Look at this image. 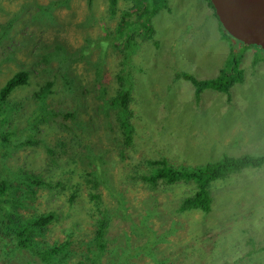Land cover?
<instances>
[{
    "label": "rangeland",
    "instance_id": "obj_1",
    "mask_svg": "<svg viewBox=\"0 0 264 264\" xmlns=\"http://www.w3.org/2000/svg\"><path fill=\"white\" fill-rule=\"evenodd\" d=\"M51 1L0 0V31L1 24L11 20L8 36L0 39V96L16 72L31 71L29 85L16 84L0 101L1 134L14 129L4 142L19 138L20 129L47 116L36 97L47 81L53 83L47 107L59 113L51 123L45 120L32 130L30 143H12L9 153H0V163L12 169L25 165L45 183L64 182L53 188L25 177L7 185L8 198L0 200V264H47L36 262L40 257L32 248L20 245L17 227L21 216L49 209H55L58 218L35 241H42L43 249L55 240L74 241L76 251L64 264H74L80 250L89 255L99 247L96 237L90 242L96 221L119 214L116 227L122 215L133 210L138 219L156 210L149 218L165 236L158 250L140 251L132 264H264V164L212 180L209 211L178 208L183 197L195 193L194 180L164 182L158 177L153 185L143 178L151 172L152 157L165 156L178 166L215 161L224 154L264 153V51L224 34L207 0H55L61 2L51 12L55 20L24 26L23 16L44 18L42 5ZM145 2L157 8L151 23L154 38L140 35L141 23L136 21ZM123 19L128 22L121 24ZM132 32L137 44L129 55ZM53 38L68 48L86 45V56H75L55 80L49 66L58 65V59L50 63L42 55L54 46ZM232 49L238 60L243 57L242 75L230 89L231 96L208 88L194 100L184 89L193 92L194 85L177 80V73L214 77ZM256 52L262 59H255ZM74 73L80 81L71 92L60 81L75 80ZM131 80L127 108L134 111L135 129L128 142L114 97ZM15 109L16 121L8 116ZM86 144L102 153L87 152ZM48 146L55 151H47ZM90 171L109 178L110 189L105 180L94 187ZM18 184L27 191V207L17 205L23 193ZM91 191L101 195L95 207ZM143 239L140 236L139 242Z\"/></svg>",
    "mask_w": 264,
    "mask_h": 264
},
{
    "label": "trees",
    "instance_id": "obj_2",
    "mask_svg": "<svg viewBox=\"0 0 264 264\" xmlns=\"http://www.w3.org/2000/svg\"><path fill=\"white\" fill-rule=\"evenodd\" d=\"M207 2L213 9V13L218 20L222 32L230 36L231 38L236 39L223 27L216 12H214L215 9L211 0H207ZM59 4H61V2H57L54 0L47 5H42V12L44 18L41 17L39 19V22L43 25H48L50 21L55 20V16L52 15L51 12L55 8V5ZM145 4L146 5L141 9L142 13L139 14V17L136 21L138 23H141L140 35H143L148 38H154L155 30L151 23L152 17L157 12V8H149L150 4H147V2H145ZM25 7L26 5L24 4V8ZM127 13L130 14L129 11L125 12L126 15ZM35 16L37 15L33 14L31 17L23 16L24 26H29L33 24L34 21L37 20V17ZM19 17L20 16H18L17 18H12V20H17ZM125 22H128V20L123 19L121 24ZM10 26L11 20L1 24L0 39L5 36H8V33L11 30ZM134 36L135 32L130 33L131 40H129V42L133 41L132 38H134ZM31 38L33 39V41L38 40V42L42 43L41 39H38L36 37ZM57 40L53 38L52 44L54 43V46L52 47V49H49L48 51H45L42 54L43 56H45L44 61H48L51 63L54 58L58 59L59 61L58 65L54 66L51 63V65L49 66L52 69L53 80H55V78L58 76H63L61 70H64L66 64L70 61H73L75 59V56L77 57V59L80 56H86V45H82L81 48L76 49L69 45L68 48L66 46L67 44L62 43L63 41L58 40L61 42H57ZM1 44H3V41H0V45ZM134 44H137V42L133 41V43H130L129 45V55L135 52V48H133ZM253 46L259 47L258 45ZM260 49L264 51L263 48ZM233 53L234 50L232 49L229 57L225 61V64L220 69L219 74L214 77L200 79L188 71H180L177 73L176 76L178 78H184L188 81H191V83L195 87L194 91L192 92L190 87H184V89L189 94H191L192 98L194 97V100L200 99V97H202L203 91L208 88L227 93L228 96H231V93L229 92L230 89L234 84H236L237 80L242 75V69L240 70L239 65L242 63L243 57L242 55L241 59L238 60L235 54ZM256 53L257 55L255 59H262L258 56V52ZM101 56L102 55L99 54V58ZM74 76L76 78L75 80H71L69 77H67L63 81H60V85L63 86V88L70 90L71 92H75L76 82L79 83L80 78L75 73ZM119 77L122 78L121 75H119ZM30 80L31 71L29 72L22 70L16 72L15 76L12 77L4 87H2L0 101L4 102L6 94L9 93V91L15 86H17L16 84L26 83L29 85V83H31ZM52 84L53 83L51 81H47L44 86H42V89L36 93V97L40 102L39 104L42 105L43 111H45L47 114L46 117H44L39 122H32V124H30V126H28L27 128L24 126L25 128L23 127L22 129H20L19 138L17 139L12 140L10 138L8 141L4 142V140H6L7 135L9 133H12L14 129H11L5 132L4 134H1L0 129V153L2 155L9 153L6 150H9L12 143L14 146H21L30 143L33 140V138L30 137L32 133H34V131L32 130L37 131V129L40 128V124L45 120H49L51 123L53 121V118L57 114H59L55 112L52 108H49V106L47 107V104H49V102L47 101V96L52 92ZM128 85L132 86V80L130 82H124L123 87L118 91L117 95L114 97V100L115 104L120 105V108L118 110V118L122 125L123 131L127 134L126 140L129 142L131 138V133L135 128L133 122L131 121V115L134 114V111H129L127 108V103L130 100L129 94L131 91V88L127 87ZM186 88H188V90H186ZM70 114L73 113L69 112L67 115ZM2 115H4V113H2ZM8 116L9 118H11V120L16 121V109L13 110L11 113H8ZM80 122L84 123L86 121L82 120ZM9 141L11 142L8 145L7 142ZM59 143L64 144V142L62 141H60ZM7 145L8 148H6ZM86 148L87 152L89 151V153L97 154L95 151L98 149L94 145L86 144ZM47 151L54 152L55 148L48 146ZM66 151H69L68 146L66 148ZM99 153H102V151L98 150V154ZM148 162L151 165V172L145 175L143 178L145 181H151L153 185H156L158 183V177H163V180H165L164 182H173L179 179L185 181H189L190 179H192L196 182L197 189L195 193L182 198V201L180 202L178 207L179 210L183 211L188 209H201L203 211H209L212 207L211 203H213L212 201L214 198L211 193L212 180L213 182H215L217 181V179L215 178H223L229 175L230 173L240 172V169L247 166H252L256 168L261 167L264 164V153L242 154L238 156L224 154L221 158L215 161H204L195 165L176 166L173 163L169 162L168 158L165 156L149 158ZM53 163H57V159L54 160ZM0 164H2L4 169V171L0 172V200L8 198L7 195H9V191L7 185H10L12 181L18 182V180H23L22 178L25 177L26 179H32L33 181L36 180V183L47 184V186H51L53 188H59L64 184L62 179H58L56 182L46 181L47 183H45L43 180H39L41 179V177L33 174L25 165H20V167L12 169L7 163ZM89 174L95 177V179H92L94 187L97 188L99 183L102 180H105L106 182H108L106 187L110 189L109 178L99 177V171L98 174L95 171H90ZM110 191L112 196L116 195V193L112 192V190ZM33 192H35V190ZM90 196L93 200L96 199L95 204L93 205L94 207L102 202L100 193L96 191H91ZM11 210V208L7 210V213H9ZM56 216L57 214L52 211L50 213H47L42 218L30 219L27 223L28 226H25L23 229H21V232L19 233L20 245H25V247H31L32 251L35 252L38 257H40V259H35L36 262H46L47 264H64V261H66L68 254H73L76 251V248H67L68 239L62 242L53 240L54 242L47 243L44 249L40 245L42 244V241H35L37 237L45 236L49 224L53 221V218H56ZM115 216H117V214H111V216L106 214L101 220L96 221V229L94 232L95 234L90 242L97 240V242H99L100 244L99 247H96V249L92 250L89 255L87 252H82L80 250V252L74 259V264H108L109 260L111 264H132L133 258L138 255L140 251L143 250L145 252V249L148 251L152 250L153 248H156V246H158V241L161 242L163 240V237L165 236L164 233L157 232L153 228V222L149 217H142L140 219L137 218L135 233L131 229L123 227L117 229L113 235V238L110 239V228L113 226L112 221ZM32 223L34 224V226H32ZM17 228L20 231V227L18 226ZM68 234H71V230L68 232ZM140 236L144 237L142 243H140L138 240ZM95 237L96 239L94 240ZM153 250H158V248ZM116 258H118V261ZM161 263H163V261H161Z\"/></svg>",
    "mask_w": 264,
    "mask_h": 264
},
{
    "label": "water",
    "instance_id": "obj_3",
    "mask_svg": "<svg viewBox=\"0 0 264 264\" xmlns=\"http://www.w3.org/2000/svg\"><path fill=\"white\" fill-rule=\"evenodd\" d=\"M223 27L236 39L264 49V0H211Z\"/></svg>",
    "mask_w": 264,
    "mask_h": 264
},
{
    "label": "clouds",
    "instance_id": "obj_4",
    "mask_svg": "<svg viewBox=\"0 0 264 264\" xmlns=\"http://www.w3.org/2000/svg\"><path fill=\"white\" fill-rule=\"evenodd\" d=\"M37 15V14H36ZM35 17H37V20H35L34 22H38L39 21V17H38V15L37 16H35ZM176 78H177V80L179 79L177 76H175ZM191 82V81H190ZM132 90V89H131ZM248 167V166H247ZM252 167V166H251ZM245 168V167H244ZM43 186V185H42ZM17 188L18 189H20V190H23V193L18 197V199H17V205H19L20 207H27L28 206V204L26 203V201L24 200V199H27L28 197H27V191L23 188V185H20V184H18V186H17ZM35 191H37V189H35ZM34 198V196L33 195H31L30 194V196H29V199H33ZM50 211H44V212H37V213H33L32 215H29V216H27V217H23V216H21V219L19 220V223H18V226L20 227V232H21V229H23L25 226L27 227L28 225H27V223L29 222V220L30 219H34V218H42V217H44L47 213H50V212H52V211H54L56 214H57V216H56V218L54 219H52L53 221L54 220H56L57 218H58V213L55 211V209H49ZM152 213H156V210H153V212ZM151 212L150 213H148L145 217H151L150 215L152 214ZM122 214V213H121ZM119 216V214H117V216H115L114 218H113V226L110 228L111 229V231H110V235H109V238L111 239V238H113V235H114V233H115V231L117 230V229H119V228H123V227H125V228H128V229H131L134 233H135V229H136V221H137V218H138V214L133 210L132 211V213L131 214H125V215H122V217L120 218V222H119V225L118 226H116L115 227V222H116V219H117V217ZM51 220V221H52ZM52 221V222H53ZM32 226H34V224L32 223ZM49 227H50V224H49V226H48V229H49ZM18 229V228H17ZM48 229H47V231H48ZM47 231H46V233H47ZM19 232V233H20ZM73 233V231L71 230V234ZM46 235V234H45ZM19 236V238H20V234L18 235ZM138 238V237H137ZM138 240H139V238H138ZM65 241V240H64ZM62 242V241H61ZM74 242V241H73ZM73 242L72 241H70L69 239H68V245H67V248H69V249H71V248H74V247H72V245H73ZM76 247H80V246H76Z\"/></svg>",
    "mask_w": 264,
    "mask_h": 264
},
{
    "label": "bare ground",
    "instance_id": "obj_5",
    "mask_svg": "<svg viewBox=\"0 0 264 264\" xmlns=\"http://www.w3.org/2000/svg\"><path fill=\"white\" fill-rule=\"evenodd\" d=\"M215 12V11H214ZM234 54V53H233Z\"/></svg>",
    "mask_w": 264,
    "mask_h": 264
}]
</instances>
